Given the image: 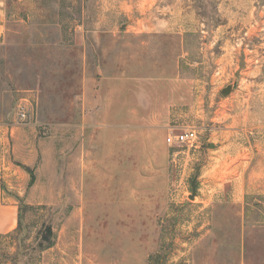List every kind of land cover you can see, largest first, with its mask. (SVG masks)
Returning <instances> with one entry per match:
<instances>
[{
    "label": "rangeland",
    "instance_id": "obj_1",
    "mask_svg": "<svg viewBox=\"0 0 264 264\" xmlns=\"http://www.w3.org/2000/svg\"><path fill=\"white\" fill-rule=\"evenodd\" d=\"M0 25V264H264V0H0ZM136 86L176 103L150 149Z\"/></svg>",
    "mask_w": 264,
    "mask_h": 264
},
{
    "label": "crops",
    "instance_id": "obj_2",
    "mask_svg": "<svg viewBox=\"0 0 264 264\" xmlns=\"http://www.w3.org/2000/svg\"><path fill=\"white\" fill-rule=\"evenodd\" d=\"M1 26V25H0ZM109 78H104L101 80V83H104ZM134 96L139 97V99H136L135 104L131 105H125L124 108V115L126 116V121L129 124L126 127H132V129L139 130L142 132L145 140V149L149 148V134L152 131L155 130H162V129H168V123L170 119L171 111L173 110L176 103L172 100V97L165 96L164 101L159 103L160 110L158 114H161L159 118L155 117L156 114V101L151 100L149 97H147L146 101L142 99L141 93L144 92V89L142 91L139 90V86H136L131 91ZM146 96V95H145ZM98 97V106L95 113H92L95 122L97 121V118H102L103 123L106 121L105 119V113L107 111L110 112V108L114 109L115 104L113 103V100L111 99V96H108V99H100ZM147 104V105H145ZM146 106V107H144ZM141 109L145 113L148 114V116L142 118V122L139 124H134V122H138L136 120V113L138 110ZM139 113V112H138ZM107 124L97 125L98 128H102L106 126ZM151 130V131H150ZM129 134V135H128ZM124 137L120 139V141L125 142V144L120 149H133V146L127 142H130L133 138L130 133H128ZM155 135V134H154ZM153 135V137H154ZM96 138V137H95ZM93 139V137H92ZM111 149V148H110ZM18 214V206L16 204V201L12 199L10 196H7L3 190V187L0 183V234H6L12 231L16 227V217Z\"/></svg>",
    "mask_w": 264,
    "mask_h": 264
},
{
    "label": "built area",
    "instance_id": "obj_3",
    "mask_svg": "<svg viewBox=\"0 0 264 264\" xmlns=\"http://www.w3.org/2000/svg\"><path fill=\"white\" fill-rule=\"evenodd\" d=\"M25 113H21V116L24 117ZM196 138L195 131L192 129H184L181 131H178L176 133L168 135L166 138V141L168 144H182L190 140H194Z\"/></svg>",
    "mask_w": 264,
    "mask_h": 264
},
{
    "label": "trees",
    "instance_id": "obj_4",
    "mask_svg": "<svg viewBox=\"0 0 264 264\" xmlns=\"http://www.w3.org/2000/svg\"><path fill=\"white\" fill-rule=\"evenodd\" d=\"M9 235V233H6V234H0V237H2V236H8Z\"/></svg>",
    "mask_w": 264,
    "mask_h": 264
},
{
    "label": "water",
    "instance_id": "obj_5",
    "mask_svg": "<svg viewBox=\"0 0 264 264\" xmlns=\"http://www.w3.org/2000/svg\"><path fill=\"white\" fill-rule=\"evenodd\" d=\"M192 191H193V193H194V187L192 188ZM193 197V196H192Z\"/></svg>",
    "mask_w": 264,
    "mask_h": 264
}]
</instances>
